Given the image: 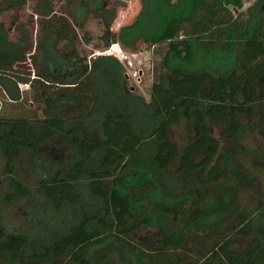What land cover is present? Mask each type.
Returning <instances> with one entry per match:
<instances>
[{
  "label": "trees",
  "instance_id": "1",
  "mask_svg": "<svg viewBox=\"0 0 264 264\" xmlns=\"http://www.w3.org/2000/svg\"><path fill=\"white\" fill-rule=\"evenodd\" d=\"M51 2L37 7L40 32L28 58L24 45L10 42L0 24V94L16 102L18 84H26L42 112L32 118L0 116L7 183L2 201L10 205L31 196L16 173L19 154L35 165L46 150L61 147L66 150L61 161L43 162L37 188L48 203L82 212L49 223L40 238L26 231L8 234L0 223V264H93L92 251L108 242L124 247L121 264L135 259L176 264L173 257L180 253V264H264L258 237L241 251L230 250L232 236L248 237L253 217L264 212V163L259 164L264 118L257 129L242 121L264 115V0L244 12L239 0H140L133 21L117 32H111L116 9L108 0L78 5L73 24L56 16ZM26 4L0 0V16ZM85 10L102 25L104 48L115 43L131 51L140 43L163 48L148 101L126 87L124 67L114 56L86 60L76 52ZM180 122L189 135L181 147L169 139L170 127ZM213 124L235 146L238 167L216 183L208 181L219 150L209 131ZM141 154L148 168L137 163ZM172 164L182 197L170 205L153 201L158 178ZM245 191L261 198L257 207L238 201ZM198 195L230 198L232 211L203 237L179 235L189 202ZM86 199L95 203L90 211L82 208ZM141 209L146 214L139 216ZM240 213L244 222L235 226ZM161 215L171 218V233L148 250L135 245V233ZM98 264L112 263L105 258Z\"/></svg>",
  "mask_w": 264,
  "mask_h": 264
},
{
  "label": "rangeland",
  "instance_id": "2",
  "mask_svg": "<svg viewBox=\"0 0 264 264\" xmlns=\"http://www.w3.org/2000/svg\"><path fill=\"white\" fill-rule=\"evenodd\" d=\"M109 8L116 9V17L111 25V32H117L122 26L130 24L134 17L139 12L140 0H108ZM242 8L239 11H245L255 0H239ZM44 0H27V4L20 8L4 12L0 16V23L8 29V38L12 42L23 44V52L28 58L34 52V45L39 36V22L41 17L37 14V7ZM88 0H52L51 6L54 14L57 17H62L69 24L75 23V8L78 5H83ZM117 3V4H115ZM120 5V6H117ZM228 10L234 14L233 6H229ZM226 16V14H225ZM77 20V19H76ZM82 29L76 30V38L74 47L79 56L89 60L90 58L100 55L106 48L103 47V42L100 39L102 35V25L99 20L95 19L93 14L82 15ZM23 38L25 42L23 43ZM64 42L59 46H63ZM125 56L121 64L125 70L126 87L133 95L142 97L145 101L149 100L150 86L153 81L155 69L158 70L159 64L164 52L162 47H148L144 43L137 45L135 50L124 49ZM26 66L31 68L30 61ZM20 90V89H19ZM21 98L18 101H10L3 98L0 94L1 110L0 116L7 118L26 117L32 118L42 115L39 106L33 102L32 91L25 87L20 90ZM264 115H258L252 120L242 118L244 124L251 129H257L262 123ZM210 134L219 142L218 153L210 165L208 171V181L211 183L219 182L226 174H231L232 171H237V165L232 157L235 151V146L222 137L223 127L219 125H211L209 128ZM169 139L172 143L181 147L189 139L188 127L184 122H180L170 127ZM66 152L65 148H52L44 152V157L35 165H30L24 157L19 154L16 158V173L29 187L31 196L27 200H20L13 204H4L2 201L3 193L6 190V178L3 175V167L0 161V223L6 233L12 234L16 232L26 231L33 236H43L44 228L48 227L51 222H57L63 217L75 219L81 208H71L62 205L59 201L48 203L45 201L42 194L37 188V182L42 177L44 171L43 162H51L63 159ZM146 154H141L137 163L140 167L148 168L145 159ZM264 163V156L259 158V164ZM175 166L172 164L168 173L163 178L157 180V192L153 196V201L162 200L170 205L171 202L182 197L181 185L174 174ZM233 174V173H232ZM245 186L250 184L245 182ZM258 186V185H257ZM261 198L258 195L245 191L240 194L239 202L245 205L250 203L249 208L254 205L257 207V202ZM94 201L86 199L83 205V210L90 211ZM232 203L230 198H218L217 196L203 197L198 195L189 202L188 209L182 220V229L179 235H192L196 238L203 237L206 233L218 225L231 211ZM146 210L140 211L139 216L145 215ZM253 232L248 237L236 236L231 239L230 250L241 251L253 239L258 237L264 244V212L258 211L252 219ZM62 221V220H61ZM244 222V214L240 213L237 219L232 224L237 226ZM171 218L164 216H156L152 224L142 227L133 236V243L144 250H148L154 246L158 238L164 237L171 233L170 230ZM189 243H191L189 239ZM191 247V244L189 248ZM179 255L174 256V262L180 264ZM109 259L112 264H121L125 262L124 247L117 246L113 243H106L104 246L95 249L90 255V260L93 264H98L103 259ZM134 264H144L138 259L134 260Z\"/></svg>",
  "mask_w": 264,
  "mask_h": 264
},
{
  "label": "built area",
  "instance_id": "3",
  "mask_svg": "<svg viewBox=\"0 0 264 264\" xmlns=\"http://www.w3.org/2000/svg\"><path fill=\"white\" fill-rule=\"evenodd\" d=\"M125 51L124 49L117 43L109 45L107 48H105L100 54L101 55H112L119 61H122L125 56ZM28 59L25 62V65H27L29 62ZM18 87L20 90L24 89L25 87H28L26 84H18Z\"/></svg>",
  "mask_w": 264,
  "mask_h": 264
},
{
  "label": "crops",
  "instance_id": "4",
  "mask_svg": "<svg viewBox=\"0 0 264 264\" xmlns=\"http://www.w3.org/2000/svg\"><path fill=\"white\" fill-rule=\"evenodd\" d=\"M2 26H3V28L5 29V31L7 32V35H8V29L2 24V23H0ZM8 40L10 41V42H12V40H10V38H8ZM13 43H15V42H13Z\"/></svg>",
  "mask_w": 264,
  "mask_h": 264
},
{
  "label": "water",
  "instance_id": "5",
  "mask_svg": "<svg viewBox=\"0 0 264 264\" xmlns=\"http://www.w3.org/2000/svg\"><path fill=\"white\" fill-rule=\"evenodd\" d=\"M127 76H125V78H126Z\"/></svg>",
  "mask_w": 264,
  "mask_h": 264
}]
</instances>
